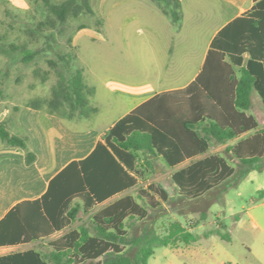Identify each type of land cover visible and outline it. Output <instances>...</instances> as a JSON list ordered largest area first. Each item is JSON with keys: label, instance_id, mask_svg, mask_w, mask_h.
Instances as JSON below:
<instances>
[{"label": "trees", "instance_id": "trees-1", "mask_svg": "<svg viewBox=\"0 0 264 264\" xmlns=\"http://www.w3.org/2000/svg\"><path fill=\"white\" fill-rule=\"evenodd\" d=\"M155 1L174 23H181L180 0ZM255 1L251 11L217 34L207 69L198 79L186 89L164 96L171 97L168 110L144 114L139 108L125 116L109 131L105 144L99 143L88 158L70 163L57 175L42 199L23 201L0 220V246L50 236L74 222L81 208L88 213L114 193L136 186L138 180L130 171L137 169L141 153L160 155L170 167H176L206 154L213 140L225 143L258 128L256 118L246 113L254 91L264 103V0ZM32 4V19L36 21L39 15L40 20L31 33L42 39L43 47L24 49L23 60L30 63L41 56L56 70L59 81L51 109L68 106L69 118L77 109L88 115L87 89L73 47L77 31L88 25L81 23L69 33V21L83 15L94 17L91 0H32ZM32 104L45 107L39 100ZM0 142L25 149L27 161H34L28 137L12 134L6 121H0ZM227 149L245 164L257 163L264 157V130ZM233 172L225 156L213 154L175 172L172 179L180 194L191 200L216 188ZM139 196L146 201L126 196L96 213L92 225H81L53 240L50 254L30 249L0 256V264H84L105 256L100 264H149L156 246L175 248L179 242L192 244L201 239L178 220L169 223L165 235L133 237V221L148 218V206L155 209L161 206V199L167 200L166 192L153 186L151 193L140 191ZM258 198L264 199V189L258 191ZM214 233L231 239L229 232L219 229L204 236ZM132 247L136 251L130 255Z\"/></svg>", "mask_w": 264, "mask_h": 264}, {"label": "crops", "instance_id": "crops-1", "mask_svg": "<svg viewBox=\"0 0 264 264\" xmlns=\"http://www.w3.org/2000/svg\"><path fill=\"white\" fill-rule=\"evenodd\" d=\"M9 1L18 9L28 7L26 0ZM180 1L182 21L176 24L155 0H97L98 25L78 30L73 39L76 63L83 72L88 94V115L80 114L78 109L69 118L68 111L37 107L29 101L2 110L0 121L7 122L12 134L28 137L29 150L35 159L29 163L25 149L0 142V220L17 204L42 199L57 175L70 163L88 158L99 143L105 144L109 131L125 116L139 108L144 114L168 110L171 97L164 96L193 84L205 67L207 69L212 43L220 30L247 14L256 4L255 0ZM110 37H113L114 58L105 51L98 54L96 61L87 60L85 54L94 47L92 44L100 42L103 47L107 43L111 46ZM83 40L89 42L83 43ZM253 96L263 103L259 92L254 91L252 106L246 113L256 118L258 128L225 143L213 140L206 154L176 167H170L160 155L146 158L141 153L137 169L130 174L139 184L142 174L146 177L150 173L149 163L158 162L156 171L166 166L173 177L192 162L219 154L212 152L215 145L232 147L264 130L253 107ZM138 184L114 193L88 213L81 208L74 222L50 236L29 243L0 246V256L30 249L50 254L53 240L81 225H92L96 213L118 200L132 196L142 203L139 191H135ZM178 195L183 197L179 190ZM82 216H88L84 219L88 223L83 221L74 227ZM99 260L101 258L96 262Z\"/></svg>", "mask_w": 264, "mask_h": 264}, {"label": "rangeland", "instance_id": "rangeland-1", "mask_svg": "<svg viewBox=\"0 0 264 264\" xmlns=\"http://www.w3.org/2000/svg\"><path fill=\"white\" fill-rule=\"evenodd\" d=\"M26 1L28 7L18 9L9 0H0V114L6 107H18L28 101L39 100L42 106L52 108L51 100L59 81L56 70L46 58L37 56L30 63L23 60L24 49L36 51L43 47L42 39L31 33L40 17L38 15L36 21L32 19V0ZM91 5L96 13L97 0H91ZM81 23L97 26L98 16L72 17L69 21V33ZM66 38L67 36L61 40L65 42ZM112 38L110 37V42ZM85 42L88 43L89 40H83ZM99 44L101 43L92 44L94 47L85 54L87 60L96 61L98 54L105 51L114 58L113 42L111 46L108 43L104 47ZM79 50L82 52L83 49L80 47ZM253 101L254 110L264 127L263 103L257 97L254 100V96ZM57 109L69 113L71 111L68 106L60 105ZM77 111L78 109L74 113ZM212 152L225 156L234 172L200 198L189 200L180 197L168 168L164 166L162 171H156V166L160 165L158 162L149 165L148 176L142 174L140 177L136 192L151 193L153 186L165 191L167 200L160 198L161 206L155 209L148 206V218L133 221V237L165 235L166 227L175 220L201 235V239L193 244L180 242L175 248L156 246L149 264H264V199L258 198V191L264 189V157L257 163L245 164L226 146L215 145ZM150 156L148 154L146 158ZM144 200L146 198L142 202ZM87 217L82 216L74 227L83 221L87 222L84 220ZM217 229L223 233L229 232L231 239H222L216 233L204 236L206 232ZM135 251L136 248L132 247L129 254L133 255ZM105 258L85 264H100Z\"/></svg>", "mask_w": 264, "mask_h": 264}]
</instances>
